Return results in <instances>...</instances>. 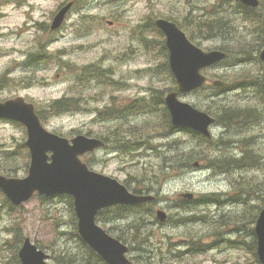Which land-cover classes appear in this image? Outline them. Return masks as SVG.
Instances as JSON below:
<instances>
[{
  "label": "rangeland",
  "instance_id": "1",
  "mask_svg": "<svg viewBox=\"0 0 264 264\" xmlns=\"http://www.w3.org/2000/svg\"><path fill=\"white\" fill-rule=\"evenodd\" d=\"M70 1L74 2V0H0V75L7 73L5 77L17 80V83H12L8 87H0V101L21 96L28 102L36 104L38 109L46 103L61 98L70 96L80 98L85 101L81 110L54 117L46 115V120H42L43 126L48 131L69 139L77 136L105 138L107 141L105 149L81 157L91 170L122 183L128 180L139 189L149 184V187L154 188L153 190L158 189L161 184L156 185L153 180L158 174L155 166L159 160L148 152L147 156H143L142 153L146 152L148 146L161 144L153 135L157 132H159L157 135H160V132L164 131L166 123L162 108L157 111L155 109L153 115L143 117L141 114H135L128 120L118 115L120 119L114 121H104L106 117L104 115L103 119L102 116L95 119L96 115L91 110L97 108L96 113H98V110L103 109L100 114H105L111 108L116 115L119 111L125 114L130 111V107L127 108L126 105L132 98H148L152 90H164L165 101L167 95L172 92L171 88H176L178 85L166 74L153 73L156 69L160 70L164 63L160 40L163 38L165 45L166 40L163 34L160 36L156 31H149L147 26L150 20L155 21L159 17L171 21L174 19L173 22L177 23L184 32L195 35L188 37L197 39L194 42L190 40L200 48L206 51H224L221 48L225 47L224 52L234 56L204 70V74L210 79L205 86L206 90L216 96L215 102L206 96L203 89L179 94V99L203 112H207L208 107L213 109L222 104L227 107L254 108L259 116L257 123L250 122L252 116L246 115L241 122L244 124L242 129L236 126L224 130L223 126L216 122L211 128L212 142L206 146L202 144L198 147V151L202 150V153L209 154L211 150L210 159L215 158L218 153L213 147L222 138L225 143L219 145L233 156L241 157L242 149L247 143L249 148L264 154V110L255 89V81L264 80L263 65L258 64L255 58L256 53L260 55L263 49L264 32L256 26L254 15L248 17L243 11L237 14L229 12L233 18L231 21L233 31L235 26L239 30L238 33L234 36L205 38L197 35V19L190 15L198 14L204 8L208 11L207 6L220 0H86L83 8L81 4V7L70 9L59 29L56 31L50 29L51 32L41 33L42 26H51L57 12ZM260 2L264 4V0ZM39 40L48 42L50 50H54L57 55H63L66 64L76 67L74 73L56 69L53 58L41 61L39 65H33V71L24 67L26 55L35 49L34 46ZM260 46L262 49L259 48ZM242 49H245V52H239ZM93 67H96L99 77L90 83L86 82L84 87L77 91L73 77L83 71L86 73ZM32 72L33 75H30ZM25 80H36L37 83L33 87L25 88ZM216 80L224 81L226 87L221 90L214 88L217 86L211 81ZM240 83L244 86L236 85ZM177 130L179 129H173V132ZM119 131L124 134L129 133L126 135L127 138L138 139L142 145H137L135 149L127 148L126 153L123 150L112 149L114 144L107 135H115ZM88 133L93 136H88ZM122 139H126L125 135H122ZM174 139L185 143L186 151L190 148V144L196 142L185 132H176L170 137V140ZM26 140L27 132L24 127L7 120H0V162L3 161L1 155L8 156V153H11L10 156L16 157L18 145L25 144ZM22 153L26 155L27 151L23 150ZM26 159L29 160V158L18 159L16 167L19 168L15 177L27 176L28 169L26 171L22 167ZM86 160L91 161V167ZM241 175L250 178L258 185L264 182L263 171H245ZM239 176V173L230 175L215 173L206 166L194 168L182 175L174 176L164 184L162 193L169 194L170 199L158 202L156 209H162L169 218H174V212H177L174 201L186 200L180 195L193 193L197 200L201 195L221 193L222 205L208 203L199 206L198 210L196 206L191 214L197 211L199 215L216 216L223 211H234L237 207L227 206L225 193L233 191L231 182L234 177ZM135 177L141 182L140 185L135 181ZM153 194L155 191L151 193ZM1 195L3 194H0V264H16L14 256L16 252L18 253V247L15 246L18 237L24 240L30 238L51 257L59 255V252L53 251L59 249H70L68 254L73 255L71 249L74 248L75 243L70 235L73 231V220L67 199L59 196L41 200L35 195L28 202L19 207L13 206L11 209ZM130 222H134L132 218L117 222L115 225L125 224V228H129L126 224ZM101 224L102 227L108 228L107 224ZM229 228L230 226L219 229L216 240L219 239L221 242L208 248L206 252L197 256L186 254L179 258L176 257L179 254H173L170 248L174 246L178 250L185 249L183 243L186 239L182 233L185 234L186 229L205 233L208 236L205 240L210 242L214 232L212 228L202 224L184 228H177L173 223L164 226L156 224L153 226L156 235L151 241L156 247L159 246L161 255L155 257L149 255L152 257V262H149L146 260L147 253L136 247L130 250L129 259L135 264H252L250 247L245 249L240 245H229L227 239L230 236L240 239V242L244 239L251 242L253 238L247 239L245 227L239 234L233 231L234 229L226 231ZM15 229L21 230L19 236ZM242 234L245 237L239 238ZM160 239L164 240L161 244H159ZM50 263L57 264L52 258Z\"/></svg>",
  "mask_w": 264,
  "mask_h": 264
},
{
  "label": "trees",
  "instance_id": "2",
  "mask_svg": "<svg viewBox=\"0 0 264 264\" xmlns=\"http://www.w3.org/2000/svg\"><path fill=\"white\" fill-rule=\"evenodd\" d=\"M109 1H125V0H109ZM86 3V0H74V7L79 6L81 7V4L84 7ZM208 7V11L202 10V12L190 15V17L197 19L196 29H197V35L203 36L205 38H217L222 36H234V34L238 33V29L234 26L233 31V25H231V21L233 18L229 14V12H232L234 14H237L241 11L244 13H247V16L250 17L254 15L256 22V26L260 27L262 31L264 32V4L260 2V6L256 9H253L251 7L244 6L240 2L237 1H230V0H220L218 3L211 4ZM206 7V8H207ZM230 8V10H229ZM172 19V18H171ZM168 20V19H167ZM174 21V19H172ZM147 29L149 31H156L159 33V35H162V32L156 27L154 21L150 20ZM41 33L45 32H51L50 26H42ZM187 32V31H186ZM188 36H195L192 33L187 32ZM191 40L196 41L194 37L190 38ZM162 43L161 45V52L164 55V63L159 68L160 70L156 69L153 71L156 75L160 74H166L168 77L172 78L173 81V75L169 68V62H168V50L165 45V41L163 38L160 40ZM35 51H32L30 53L31 55L26 57V61L24 63V67L30 68L31 71H33V65H39L41 61H45L49 58H53L56 62L57 69H63L68 70L71 74L74 73L76 70V67H73L70 64H66L64 60L63 55H57L55 51H50L49 43L44 42L42 40H39L35 46ZM225 47L221 48V50H226ZM261 48V46L259 47ZM258 50V49H257ZM239 52H245V49L240 50ZM229 57H234L232 54H230ZM256 62L260 64L258 55L256 53ZM252 64V63H250ZM247 66V65H246ZM262 66V65H261ZM96 67H93L90 71H87L86 73L83 71V73L77 74L73 77V82L76 86V90L80 91L86 82H91L95 80L98 75V71L95 69ZM162 73V74H161ZM7 73H4L0 75V87H8L12 83H17L15 78H7L5 77ZM33 75V72L30 74ZM250 77V76H249ZM25 79V78H24ZM25 88L33 87L37 81L36 80H29L24 81ZM239 86H244L243 83L236 84ZM226 87V86H225ZM220 87L219 90L225 88ZM216 88V87H214ZM173 90H177L176 88H171ZM255 89L257 92V96L259 97L260 102L262 103V108L264 110V80L258 79L255 81ZM203 91L206 94L208 98H212V101H216V96L212 95L208 90H206V87H203ZM165 92L164 90L159 91H151L148 94V98L139 99L138 101L133 102L129 107L130 111L126 112L125 114L122 113V111H119L116 114L113 113V111L110 109L107 110V113L100 114V112L103 110H98V113H96L97 108L94 110H91L92 113H94L95 119H99V116L103 115L106 116L104 118V121L107 120H119L120 118L118 115L123 118L124 120H128V118L132 117L135 114H141L143 117L148 115H153L156 111L162 108V111L164 112V120H165V128L164 131L155 133V135L159 139V143L156 145L148 146L146 149V152H143V156H147V152L149 154L155 155L159 162L156 164V172H158L157 175H155V178L153 180V183L156 185L161 184V187L158 189L153 190L154 188L149 187V185H145L143 189H139L135 187L133 184L129 183L128 180H125L123 184L126 185V187L133 192L134 194H151L153 191H155V194L153 196L155 197L154 201H151L149 203H142L137 205H131V206H114L107 209L102 210L97 217V221L102 222L104 224H107L108 228L107 231L114 236L115 238L119 239L123 243L127 244L132 251L133 249H136L138 247L143 252L145 251L147 253L146 260L152 262V256L161 255L159 253V246L156 247L151 239L155 237V232L153 230V226L158 225H166L167 223H173L177 228H184V227H192L193 225H206L210 226L212 228L213 236L212 240L210 242L206 241L205 239L208 237L203 232H196L191 231L189 229H186L182 233V236L186 239V242L184 244L185 249H175L174 246H171V252L173 254H179L176 255V257L182 258V256L186 254H191L194 256L199 255L200 253H204L208 250V248L217 245L221 241L218 239L216 240V237L219 235V229H224L226 227L230 228L226 231H230L231 229H234L236 233H240L242 228H246V234L247 239L253 238L251 242H247L246 239H244L242 242H240V239L238 238H231L229 236V239H227V242L229 245H240L241 247L247 249L250 247L252 250V264H261L257 255V239H256V233L254 230L253 225L257 221V218L259 216L260 211L262 210L264 206V182H261L260 185L253 182L250 178L244 177L241 175L243 172L258 170L264 172V154H261L259 152L254 151L252 148H249L247 146V143L245 147L242 149L243 153L242 156H233L231 154H228L227 150H223L221 145L225 143L223 139L221 138L218 140V142L214 145L213 150L217 151V156L213 159H210L211 150H209V154L202 153L201 151H198V147L204 144V146L210 144L212 142V138H207L203 136L202 134H199L192 130H182V132L187 133L191 137H193L196 142L195 144H190V148L188 151L184 149L185 143H183L179 139L170 140V137L174 135L176 132H173V129H175L171 123V117L169 114V111L167 107L165 106ZM83 103L85 104V101L80 100V98H76L75 96H70L67 98H61L57 101L51 102L49 104H45L42 108L37 109V114L40 117V120L45 121V117L50 116H60L63 113L67 112H74L81 110ZM99 104V103H97ZM110 106V105H108ZM133 109V110H131ZM208 113L212 114L216 122L223 126V129H230L234 128L236 126L242 127L244 124H241L243 121V118L246 115L252 116V119L250 122H259V116L254 108H238V107H227L225 105L220 104L219 106L212 109V107H208L206 110ZM117 116V117H116ZM98 117V118H97ZM249 122V123H250ZM134 129V128H132ZM88 136H93L91 134H87ZM122 135H125L126 139H122ZM126 135H129V133L124 134L121 133V131L117 132L115 135L108 134V138H111V141L114 144V148L112 149H118L123 150V152L126 153L127 148L129 149H135V147L138 145H142V143L138 139H130L127 138ZM102 139V138H101ZM105 138H103L104 140ZM106 141V139H105ZM145 143V142H144ZM237 143V142H235ZM243 143V142H242ZM107 147V146H106ZM225 148H229L224 146ZM23 150L27 151V154L24 155L22 153ZM4 155V152L2 153ZM11 153H8V156H2L1 159L3 160L0 162V172L3 173L5 176L8 177H15L17 176L15 173L19 167H16V164L18 162V159L20 160L29 158V152L27 148L25 147L24 143H20L18 145V150L16 152V157L10 156ZM87 163L91 167V161L86 160ZM4 162V163H3ZM29 160L26 159V161L23 164V168L28 169L29 166ZM205 163H207L205 165ZM198 164V168H202V166H206L208 169L214 171L215 173H221V174H235L239 173V177H234V180L231 182V187L233 186V191L230 192L232 194L225 193L226 202L228 203L227 206L229 208L237 207L234 211L229 212H222L221 214H218L216 216L213 215H207V214H201L196 211L195 214H191L192 209L197 206V210L199 206L206 205L208 203H216L213 205H222L223 200L221 199V193L220 194H212V195H201L197 200L193 201H187V200H180V201H174V204L176 205L177 212H174L175 217L169 218L165 223H162L157 218V211L162 209H156L158 202L160 201H168L170 199L169 194L162 193L163 186L166 182L169 181V179L173 178L174 176L182 175L183 173L187 171L194 170V165ZM148 178V177H147ZM246 178V179H244ZM135 181L138 182L140 185L141 182L137 177H135ZM150 180V181H152ZM133 185V186H132ZM1 194V192H0ZM2 196L3 201H7L8 205L12 209V205L10 204L9 200L7 198L4 199V196ZM41 200H48L44 197H39ZM60 198L67 199L70 206V211L72 214V220H73V231L70 233L72 241H74L75 246L71 250L74 252L73 255H69L70 249H59V250H53L56 252H59V255L52 256V259H55L57 264H107L105 263L101 258H99L78 236L77 234V219L75 218L74 211H73V200L69 196H60ZM121 208V209H120ZM121 210V211H120ZM218 217V218H217ZM129 218H132L134 222H130L129 228H125V224L122 226L115 225V223L120 221H125ZM13 231V230H12ZM17 235L19 236L21 234L20 229L14 230ZM225 231V232H226ZM224 232V234H225ZM227 235V234H226ZM167 236H164V238ZM224 237V235H223ZM245 236L242 234L239 238H244ZM24 239L22 237H18V241L15 244V246L18 247V252L23 244ZM164 242L163 239H160L159 244ZM40 249V245L38 243H35ZM243 244H249L243 245ZM151 247V249H150ZM79 252V253H78ZM161 252V251H160ZM250 257V258H251ZM14 260H16V264H21L19 260L18 253L16 252L14 256Z\"/></svg>",
  "mask_w": 264,
  "mask_h": 264
},
{
  "label": "water",
  "instance_id": "3",
  "mask_svg": "<svg viewBox=\"0 0 264 264\" xmlns=\"http://www.w3.org/2000/svg\"><path fill=\"white\" fill-rule=\"evenodd\" d=\"M237 1L253 8L259 5L258 0ZM72 6L73 2H69L57 12L50 27L52 31L63 25ZM155 24L165 35L170 70L180 93H192L203 87L208 80L203 70L229 56L223 51H206L195 45L174 22L157 19ZM260 59L264 63V48ZM212 83L219 87L225 85L218 80ZM165 102L174 127L190 129L207 138L212 137L209 128L215 123V119L208 113L181 101L177 92L169 93ZM1 119L25 126V145L31 159L25 177L9 178L0 174V190L12 204L20 206L35 194L47 198L69 195L74 200L80 238L107 264H135L128 258V246L107 233L97 223V215L104 208L149 203L155 197L134 194L118 180L91 170L81 160L87 153L104 147V141L85 136L69 139L48 131L37 115L35 105L26 102L21 96L0 101ZM194 167L197 168L198 164ZM180 196L187 201L195 198L193 193ZM157 218L165 223L168 215L159 210ZM255 232L258 258L264 264V207L256 221ZM19 257L22 264H51L49 255L33 244L30 238L25 239Z\"/></svg>",
  "mask_w": 264,
  "mask_h": 264
},
{
  "label": "flooded vegetation",
  "instance_id": "4",
  "mask_svg": "<svg viewBox=\"0 0 264 264\" xmlns=\"http://www.w3.org/2000/svg\"><path fill=\"white\" fill-rule=\"evenodd\" d=\"M195 108H196V107H195ZM196 109H197V108H196ZM198 110H199V109H198ZM208 114H209V113H208ZM209 115L212 116V117H214V116L211 115V114H209ZM257 123H258V122H257ZM101 151H102V150H101ZM5 198H7V197H4V199H5ZM5 200H6V199H5ZM8 200H9V199H8ZM9 202H10V204H11L12 206H14L10 200H9ZM21 205H22V204H21ZM21 205H20V206H21Z\"/></svg>",
  "mask_w": 264,
  "mask_h": 264
},
{
  "label": "bare ground",
  "instance_id": "5",
  "mask_svg": "<svg viewBox=\"0 0 264 264\" xmlns=\"http://www.w3.org/2000/svg\"><path fill=\"white\" fill-rule=\"evenodd\" d=\"M121 209V208H120ZM121 211V210H120Z\"/></svg>",
  "mask_w": 264,
  "mask_h": 264
}]
</instances>
